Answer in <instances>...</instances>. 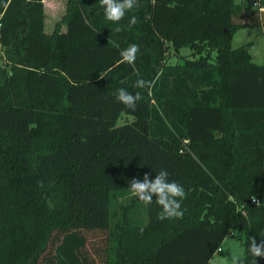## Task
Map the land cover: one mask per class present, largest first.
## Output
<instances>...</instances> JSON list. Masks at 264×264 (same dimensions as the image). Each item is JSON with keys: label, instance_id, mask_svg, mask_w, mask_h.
I'll list each match as a JSON object with an SVG mask.
<instances>
[{"label": "trees", "instance_id": "trees-1", "mask_svg": "<svg viewBox=\"0 0 264 264\" xmlns=\"http://www.w3.org/2000/svg\"><path fill=\"white\" fill-rule=\"evenodd\" d=\"M119 25L99 0H65L47 32L42 0H0V264H208L229 230L252 264L250 237L264 239V64L230 39L264 26V0H139ZM133 43L135 64L118 63ZM169 45L192 55L168 63ZM140 78L151 86L134 87ZM119 88L140 95L134 111ZM121 112L131 117L116 124ZM160 170L187 193L181 219L158 220L155 200L128 191ZM75 187L106 197L104 224L72 220Z\"/></svg>", "mask_w": 264, "mask_h": 264}, {"label": "clouds", "instance_id": "clouds-1", "mask_svg": "<svg viewBox=\"0 0 264 264\" xmlns=\"http://www.w3.org/2000/svg\"><path fill=\"white\" fill-rule=\"evenodd\" d=\"M99 5L103 9V15L106 21L116 24L115 32L122 30L119 22L124 19L125 15L139 7V0H99ZM137 23L135 15L130 16L128 27L131 28ZM140 51L138 44H130L120 52V60L118 63H127L134 65L137 53ZM102 78V77H101ZM151 83L142 78L137 79L134 87L146 88L150 87ZM117 102L123 104L131 110H135L137 102L140 100V95L130 93L126 88H119L114 93ZM128 191L131 196L149 205L155 200L160 206L161 211L158 213L157 219L160 221L166 219H181L184 212L181 207V202L186 198L187 193L183 185L174 180L169 179L167 170H160L154 178H150L147 173L141 179L132 178L128 184ZM255 204L259 201L253 199ZM247 254L253 257L252 264H256L255 258H264V239L259 243L254 237H250ZM245 256L239 252L234 253L228 264H244Z\"/></svg>", "mask_w": 264, "mask_h": 264}, {"label": "rangeland", "instance_id": "rangeland-1", "mask_svg": "<svg viewBox=\"0 0 264 264\" xmlns=\"http://www.w3.org/2000/svg\"><path fill=\"white\" fill-rule=\"evenodd\" d=\"M234 7L238 8V0H233ZM44 12V30L49 32L52 30L54 23L58 21L65 9V0H43ZM61 27L63 25L61 24ZM244 42H250L248 49L249 59L258 64H264V26L247 25L238 27L234 30L230 39V46L236 47ZM210 56L214 53L213 49L206 50ZM191 49L188 46H180L173 48L171 45L165 54V61L175 63L182 61L185 57H191ZM5 59L0 56V66L3 65ZM131 116L121 112L116 119V124H120L128 120ZM72 197L70 199V215L72 220L82 224H104L106 222L107 199L100 194L85 193L81 194L72 189ZM220 250H215L209 258V264H228L234 253L243 252L242 232L233 230L231 234H226L220 244Z\"/></svg>", "mask_w": 264, "mask_h": 264}, {"label": "built area", "instance_id": "built-area-1", "mask_svg": "<svg viewBox=\"0 0 264 264\" xmlns=\"http://www.w3.org/2000/svg\"><path fill=\"white\" fill-rule=\"evenodd\" d=\"M253 4H254V2H253ZM253 199L254 198H252V201H253ZM257 200V199H256ZM233 231H231V230H229L228 232H227V234H231ZM219 249V247H217V249L216 250H218Z\"/></svg>", "mask_w": 264, "mask_h": 264}, {"label": "crops", "instance_id": "crops-1", "mask_svg": "<svg viewBox=\"0 0 264 264\" xmlns=\"http://www.w3.org/2000/svg\"><path fill=\"white\" fill-rule=\"evenodd\" d=\"M43 1V0H42ZM221 248H220V246H219V249L218 250H220ZM208 264H209V262H208Z\"/></svg>", "mask_w": 264, "mask_h": 264}]
</instances>
